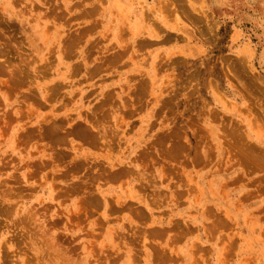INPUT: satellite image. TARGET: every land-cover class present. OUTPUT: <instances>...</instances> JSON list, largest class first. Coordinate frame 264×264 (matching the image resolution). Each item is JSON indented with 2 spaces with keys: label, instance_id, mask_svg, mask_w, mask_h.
I'll use <instances>...</instances> for the list:
<instances>
[{
  "label": "rangeland",
  "instance_id": "1",
  "mask_svg": "<svg viewBox=\"0 0 264 264\" xmlns=\"http://www.w3.org/2000/svg\"><path fill=\"white\" fill-rule=\"evenodd\" d=\"M0 264H264V0H0Z\"/></svg>",
  "mask_w": 264,
  "mask_h": 264
}]
</instances>
